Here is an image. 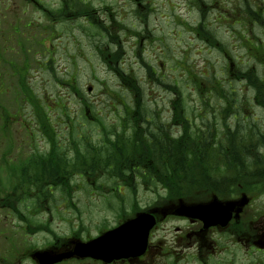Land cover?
<instances>
[{
	"label": "rangeland",
	"instance_id": "obj_1",
	"mask_svg": "<svg viewBox=\"0 0 264 264\" xmlns=\"http://www.w3.org/2000/svg\"><path fill=\"white\" fill-rule=\"evenodd\" d=\"M141 3L0 0V145L28 141L29 131L41 130L50 141L59 142L66 155L67 141L82 134L79 141L101 145L103 125L116 135L129 136L121 126L123 109L132 105L134 98L122 81L126 73L140 88V103L149 119L169 120L170 102L177 96L169 85H176L188 118L198 125L207 117L220 139L225 137V124L244 127L251 115L264 128V106L256 101L252 86L236 77L237 70L251 67L264 80V23L246 10L247 6L264 13V0ZM235 6H240L236 16ZM201 7L206 10L207 30L215 38L208 36L215 41L213 45L193 29ZM90 13V18L86 17ZM212 88H218L219 96L210 92ZM222 90L227 92L225 97ZM228 99L232 100V112L224 116ZM86 109L89 116H84ZM237 111L241 112L237 118L230 116ZM169 128L177 134L178 128ZM244 128L249 129L247 125ZM75 129L83 133L76 134ZM90 175L85 176L84 188L92 191L78 189L75 175L71 176L75 192L67 194L65 203L56 202L51 208V231L64 235L80 217L88 232L94 233L95 228L114 225L116 216L133 204L143 207L155 199H167L155 198L144 189L136 197L106 193L108 197L93 185L100 183L106 190L117 181H108L104 172H96L95 178ZM10 184L2 178L0 188H10ZM119 205L122 209L117 212Z\"/></svg>",
	"mask_w": 264,
	"mask_h": 264
},
{
	"label": "flooded vegetation",
	"instance_id": "obj_2",
	"mask_svg": "<svg viewBox=\"0 0 264 264\" xmlns=\"http://www.w3.org/2000/svg\"><path fill=\"white\" fill-rule=\"evenodd\" d=\"M4 145H0V183L3 178L4 183L11 184L10 188H0V264H264V176L253 171L254 158H247L240 172L221 175L220 188L214 192L222 205L221 223L205 225L198 217L172 214L176 201L171 187L147 184L143 182L145 175L127 173L122 178L107 175L108 181L117 184L106 190L101 189L102 184L93 186L110 197H122L121 194L136 197L144 189L155 198H169L163 202L155 199L143 207L133 204L116 216L114 225L95 228L94 233L88 232V226L79 217L68 233L60 235L49 228L50 210L56 202L65 203L68 193L75 192L62 187L65 151L59 142L53 145L41 130L29 131L28 141H10ZM84 171L75 175L77 187L92 191L83 186L89 173ZM130 176L132 186L125 182ZM211 194L185 202H206ZM121 209L122 206L117 212ZM139 212L150 213L154 221L142 253L133 249L119 257L102 258L74 252L77 243L87 242ZM40 252L72 255L54 263H40L36 257Z\"/></svg>",
	"mask_w": 264,
	"mask_h": 264
},
{
	"label": "trees",
	"instance_id": "obj_3",
	"mask_svg": "<svg viewBox=\"0 0 264 264\" xmlns=\"http://www.w3.org/2000/svg\"><path fill=\"white\" fill-rule=\"evenodd\" d=\"M251 9L246 6L248 14L263 24V10ZM239 10L240 6H235L234 16ZM200 11L205 19V10L201 7ZM90 15L91 13L87 17L90 18ZM204 19L200 20L198 27L193 29L197 36L207 40L208 36L213 37V35L207 30ZM208 41L211 45L215 42L210 38ZM224 47L222 44L219 46L223 53H227ZM101 54L104 57L103 51ZM111 60L109 57V64ZM123 76L125 77H122L123 83L134 94L133 104L127 106V109H123L124 112L121 115L123 119L121 126L130 135L117 134L115 135L116 141H112L109 132L113 135L116 132L105 129L106 126L103 125L101 126L103 132L101 145L95 146L87 140L79 141V138H73L71 142L67 141L70 146L66 148L72 149L73 155L69 157V154L66 153L64 159L65 178L62 187L70 190L71 176L76 172H85L84 170H86L90 171L89 174L91 175H95V172H104V174L120 178L125 177L127 173L142 174L145 175L143 177L144 183L152 182L154 185L171 187L174 196L182 197L212 191L217 192L221 175L233 171L232 164L236 155L233 154L234 148L226 142L234 128L240 124L231 126L225 124V137L220 139L215 127L207 117L203 118L202 121L200 120L198 125L192 122V119L188 118L189 115L185 111L176 85H169L171 91L175 89L177 94L176 98L171 101L169 124H165L159 117L149 120V112H146L140 103V88L132 82L133 79L130 81L129 76L131 74L126 73ZM236 77L252 86L253 96L256 97L259 104L264 106V80L255 74V70L251 67L245 70H237ZM205 79L207 78L205 77ZM69 86L78 93L73 84L69 83ZM211 91H215L218 96L220 94L218 88H212ZM221 93L225 97L227 92L222 90ZM228 93L230 95L235 94L231 91ZM227 101V107L223 108L224 116H226L225 113L232 112L230 110L232 100L228 99ZM118 124H120V120ZM246 125L250 128L251 123L247 124L246 122L244 127ZM140 126H143L144 129H141ZM167 126L178 128L177 134L171 133ZM127 128L129 129L127 130ZM6 132L8 131L3 130V136L7 135ZM53 145H55L54 142ZM254 155L258 156V154ZM125 182L132 186V176L127 177Z\"/></svg>",
	"mask_w": 264,
	"mask_h": 264
},
{
	"label": "water",
	"instance_id": "obj_4",
	"mask_svg": "<svg viewBox=\"0 0 264 264\" xmlns=\"http://www.w3.org/2000/svg\"><path fill=\"white\" fill-rule=\"evenodd\" d=\"M208 206V207H207ZM218 201H213L206 206L186 207L181 205L177 214L189 215L194 209L205 211L206 221L218 220ZM147 213H140L134 219L123 223L122 225L109 230L101 236L93 239L85 245L77 246L79 253L90 254L97 257H119L131 250L144 247L146 235H142L150 227ZM86 251V252H85Z\"/></svg>",
	"mask_w": 264,
	"mask_h": 264
},
{
	"label": "bare ground",
	"instance_id": "obj_5",
	"mask_svg": "<svg viewBox=\"0 0 264 264\" xmlns=\"http://www.w3.org/2000/svg\"><path fill=\"white\" fill-rule=\"evenodd\" d=\"M240 113V111H237L231 115L237 118ZM248 123H251L249 129L237 125L232 134L228 136L226 144L234 148L233 154L236 157L232 164L233 171L226 173L240 172L245 166V160L254 158V162L251 164L255 167L253 171L264 176V128L257 125L254 115H251V120L247 121ZM254 154H258V156ZM243 171H248V169Z\"/></svg>",
	"mask_w": 264,
	"mask_h": 264
}]
</instances>
